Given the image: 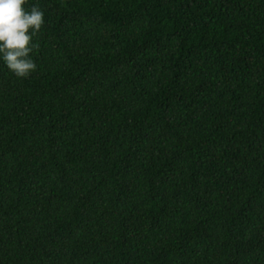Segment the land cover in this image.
I'll list each match as a JSON object with an SVG mask.
<instances>
[{
	"label": "trees",
	"instance_id": "16d2710c",
	"mask_svg": "<svg viewBox=\"0 0 264 264\" xmlns=\"http://www.w3.org/2000/svg\"><path fill=\"white\" fill-rule=\"evenodd\" d=\"M0 60V264H264V0H27Z\"/></svg>",
	"mask_w": 264,
	"mask_h": 264
},
{
	"label": "clouds",
	"instance_id": "9594fccd",
	"mask_svg": "<svg viewBox=\"0 0 264 264\" xmlns=\"http://www.w3.org/2000/svg\"><path fill=\"white\" fill-rule=\"evenodd\" d=\"M27 0H0V60L18 78L36 71L31 57L36 45L33 37L41 30L44 12L37 6L30 10Z\"/></svg>",
	"mask_w": 264,
	"mask_h": 264
}]
</instances>
